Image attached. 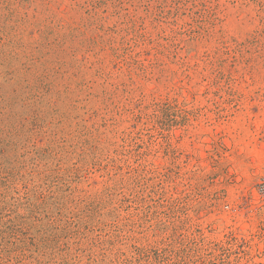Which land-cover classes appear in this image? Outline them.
<instances>
[{
	"label": "rangeland",
	"instance_id": "rangeland-1",
	"mask_svg": "<svg viewBox=\"0 0 264 264\" xmlns=\"http://www.w3.org/2000/svg\"><path fill=\"white\" fill-rule=\"evenodd\" d=\"M264 0H0V264H264Z\"/></svg>",
	"mask_w": 264,
	"mask_h": 264
},
{
	"label": "built area",
	"instance_id": "built-area-1",
	"mask_svg": "<svg viewBox=\"0 0 264 264\" xmlns=\"http://www.w3.org/2000/svg\"><path fill=\"white\" fill-rule=\"evenodd\" d=\"M256 194L258 198L264 202V178H262L256 185Z\"/></svg>",
	"mask_w": 264,
	"mask_h": 264
}]
</instances>
